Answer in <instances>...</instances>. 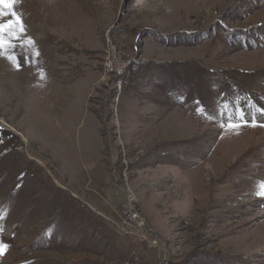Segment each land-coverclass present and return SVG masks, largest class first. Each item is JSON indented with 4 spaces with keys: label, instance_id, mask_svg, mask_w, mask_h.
I'll list each match as a JSON object with an SVG mask.
<instances>
[{
    "label": "rangeland",
    "instance_id": "rangeland-1",
    "mask_svg": "<svg viewBox=\"0 0 264 264\" xmlns=\"http://www.w3.org/2000/svg\"><path fill=\"white\" fill-rule=\"evenodd\" d=\"M15 11L25 32L0 55V264H264V0ZM108 51L125 68L117 99ZM129 190L156 246L123 231Z\"/></svg>",
    "mask_w": 264,
    "mask_h": 264
},
{
    "label": "built area",
    "instance_id": "built-area-1",
    "mask_svg": "<svg viewBox=\"0 0 264 264\" xmlns=\"http://www.w3.org/2000/svg\"><path fill=\"white\" fill-rule=\"evenodd\" d=\"M103 65L105 67V73L115 78V81L112 85L113 91L115 92L114 96L117 99L122 89L125 68L114 51H108L106 53ZM124 207V216L122 217L123 231L129 235H136L140 239H146L149 246H156L157 238H151L147 235L150 229L148 230L145 227L146 224L135 205V195L131 190L128 192V200ZM91 209L93 208L91 207ZM98 213L99 215L104 216L102 211H99ZM112 220L115 222V219Z\"/></svg>",
    "mask_w": 264,
    "mask_h": 264
},
{
    "label": "snow or ice",
    "instance_id": "snow-or-ice-1",
    "mask_svg": "<svg viewBox=\"0 0 264 264\" xmlns=\"http://www.w3.org/2000/svg\"><path fill=\"white\" fill-rule=\"evenodd\" d=\"M16 3L17 0H0V55L4 54L6 48L14 47L13 41L20 40L21 35L25 32L22 19L15 11ZM6 58L12 61L15 67L19 68L20 62L16 60L15 56L9 55ZM260 111L264 112V109ZM253 124H255V119H253ZM228 127L237 128L239 125L232 123L231 118H229ZM260 189L261 191L257 194L264 195V183L260 185ZM5 248L6 246L0 243V254L3 253Z\"/></svg>",
    "mask_w": 264,
    "mask_h": 264
},
{
    "label": "crops",
    "instance_id": "crops-1",
    "mask_svg": "<svg viewBox=\"0 0 264 264\" xmlns=\"http://www.w3.org/2000/svg\"><path fill=\"white\" fill-rule=\"evenodd\" d=\"M38 122V121H37ZM36 122V123H37ZM35 123V124H36ZM23 133L27 136L28 134L26 133V131L25 130H23ZM73 185H80V183L78 182V181H70ZM111 190V189H110ZM94 191H96L95 189H94ZM83 192V191H82ZM111 192H112V190H111ZM98 193V192H97ZM82 194V193H81ZM99 194V193H98ZM99 195H101V194H99ZM103 198H105L103 195H101ZM84 197H86V198H88V199H90L91 201H93V202H97V204L99 205V200L97 199V197H95V196H92V195H90V194H87V195H85ZM105 200V199H104ZM107 201V200H106ZM108 201H110V200H108ZM101 203V202H100ZM102 204V203H101ZM101 206V205H100ZM106 208V207H105ZM105 210V209H104ZM106 211V210H105ZM84 262V261H83ZM87 262H89V261H87Z\"/></svg>",
    "mask_w": 264,
    "mask_h": 264
},
{
    "label": "trees",
    "instance_id": "trees-1",
    "mask_svg": "<svg viewBox=\"0 0 264 264\" xmlns=\"http://www.w3.org/2000/svg\"><path fill=\"white\" fill-rule=\"evenodd\" d=\"M5 136H6V137L9 136V134H8L7 132H6V133H5V132H2V137H1V139H3ZM1 139H0V140H1Z\"/></svg>",
    "mask_w": 264,
    "mask_h": 264
},
{
    "label": "water",
    "instance_id": "water-1",
    "mask_svg": "<svg viewBox=\"0 0 264 264\" xmlns=\"http://www.w3.org/2000/svg\"><path fill=\"white\" fill-rule=\"evenodd\" d=\"M3 129H5L6 130V127H3V126H1ZM14 134L13 135H16V133L14 132V131H12ZM17 136V135H16ZM20 137V136H19ZM20 140H22L21 139V137L19 138ZM23 144H24V142H23Z\"/></svg>",
    "mask_w": 264,
    "mask_h": 264
}]
</instances>
